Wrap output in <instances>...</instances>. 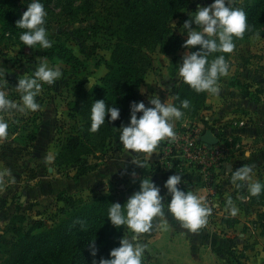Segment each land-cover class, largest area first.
Listing matches in <instances>:
<instances>
[{"label": "rangeland", "instance_id": "374dc122", "mask_svg": "<svg viewBox=\"0 0 264 264\" xmlns=\"http://www.w3.org/2000/svg\"><path fill=\"white\" fill-rule=\"evenodd\" d=\"M166 1L176 10L167 22L169 32L161 47L153 40L155 34L141 42L128 30L129 38L119 47L116 38L102 32L93 35L90 26L95 20L102 23L97 0L89 7L91 14L85 13L83 0H41L52 41L48 49L24 46L16 36L21 32L0 26V65L11 69L5 74L8 83L3 85L10 100L20 103V93L14 87L21 75L32 74L41 59L62 73L53 85L43 84L36 97L39 110L0 111V119L8 123L7 136L0 138V235L10 237L12 223L35 233L53 227L63 217L59 209L70 210L69 197L90 201L113 194L123 205L145 178L160 186L166 204L170 196L164 182L179 173L184 183L178 187L202 198L211 213L207 223L193 232L165 209L167 224L164 218L155 217L152 229L139 236V243L145 246L143 264H264L263 202L254 199L247 184L240 182L238 187L232 181L233 171L245 164L253 167V179L264 183V22L248 27L242 38H234L233 52L209 57L223 54L229 64V74L219 79V93L196 92L189 86L184 100L190 105L173 121L175 139L160 141L150 157L134 153L137 159L130 162L127 172H119L122 150L114 140L106 138L101 129L87 130L86 116L91 121L87 109L98 100L91 97L93 102L85 104L83 91L92 90L87 80L96 78L99 83L117 57L132 61L142 75L134 87L135 101L151 106L148 97L157 94L162 102L173 103V88L185 83L178 75L182 56L188 51L182 47L187 38L183 22L191 19L189 13L198 6H207L212 0H184L182 8L178 0ZM30 2L0 0V5L8 11L24 12ZM244 4L245 0H232L233 7L243 8ZM65 8L74 11L73 18L65 15ZM85 35H89L86 45L94 46L89 55L80 52L79 39ZM59 42L70 51L55 48ZM129 115L123 116L121 125L128 123ZM78 126L87 127L85 147L68 151L65 140ZM207 131L217 138L216 143L202 141ZM245 152L251 156L245 157ZM49 154L54 156L51 163L45 159ZM79 156L97 167L75 178L70 164ZM109 164L113 165L112 176L103 170ZM228 198L237 209L235 215L227 205ZM90 214L86 209L82 219ZM123 231V237L133 235L126 226Z\"/></svg>", "mask_w": 264, "mask_h": 264}, {"label": "clouds", "instance_id": "9594fccd", "mask_svg": "<svg viewBox=\"0 0 264 264\" xmlns=\"http://www.w3.org/2000/svg\"><path fill=\"white\" fill-rule=\"evenodd\" d=\"M191 14V15H190ZM44 4L41 0H31L26 10L16 21V27L23 29L19 40L24 46L32 49H48L52 41L48 38L46 28ZM190 20L183 22V29L187 34L182 47L187 49L181 59L178 75L196 92L218 94L220 91L219 79L229 74V64L223 54L209 59L214 53H231L235 49L234 38H242L248 30L247 15L242 8L232 6V0H212L207 6H198L194 12L189 13ZM173 25H175L173 23ZM195 25L196 27H192ZM176 26V25H175ZM199 46L196 51H191L194 46ZM5 69L0 65V111H37L41 105L36 97L39 95L43 84L53 85L62 73L58 67H50L48 62L41 59L31 75H21L14 87L20 93V103L9 99L3 85L7 84ZM88 81V89L98 85L97 79ZM143 94L144 89H140ZM151 106H145L143 101H132L129 104V121L119 128V141L124 149L131 153H145L149 157L155 153L160 141L165 138L175 139L173 121L183 116L182 108L187 109L190 101H181V107L161 101L157 94L148 97ZM140 114L139 116L137 114ZM109 122L120 118V109L116 105H108L105 99L95 100L90 108V131L96 132L104 125L105 117ZM115 128V127H114ZM8 123L0 119V138L6 137ZM245 157L251 153L245 152ZM51 163L54 156L45 157ZM232 181L237 186L240 182L247 184L252 196H259L264 190V184L253 179V167L243 165L232 173ZM184 183L179 173L168 176L164 182L167 195L170 199L165 204L160 186L151 178L140 181L139 189L132 193L121 205L119 202L110 203L107 218L115 227L126 226L133 235L130 238L122 237L119 246L110 250L108 258L93 260L92 264H143L145 246L139 243L140 234L148 233L153 227L155 217L164 218L167 224V214L179 221L185 228L195 232L207 223L211 209L202 203V198L192 191L183 190L178 185ZM227 205L232 215L237 212L232 206L231 198ZM95 255L94 241L92 242Z\"/></svg>", "mask_w": 264, "mask_h": 264}, {"label": "trees", "instance_id": "16d2710c", "mask_svg": "<svg viewBox=\"0 0 264 264\" xmlns=\"http://www.w3.org/2000/svg\"><path fill=\"white\" fill-rule=\"evenodd\" d=\"M93 2L94 0H83L85 13H92L89 7ZM97 2L100 10L97 15L102 17V23L95 20L96 23L91 25L90 29L93 35L102 32L110 38H116L118 42H121L116 43V47L122 45L123 39L129 38V35H126L128 30H131L130 36H134L141 42L145 41L150 34H155L153 40L161 47L169 32L167 22L174 16L176 10L166 0H97ZM177 2H179V8L185 4L184 0ZM242 9L245 13H249L246 14L249 28L264 22V0H245ZM63 12L68 18H73L74 11L71 9L65 8ZM22 13L16 10L8 11L0 5V26L11 27L13 31L14 29L18 32L24 31L16 27V21L20 19ZM81 32L86 33V29H82ZM16 36L19 39L20 35ZM85 37L89 35L80 36V52L88 51L87 55H89L94 46L86 45ZM59 43L54 47L70 51L65 45ZM198 48V45L194 46L191 51H196ZM70 56L76 59L72 52ZM62 58L65 56L63 55ZM141 77V74L138 75L136 64L128 59L123 60L117 57L113 59L98 85L91 91H83V94L87 96L85 104L93 102L91 97H98V99H105L106 104L116 105L120 109L118 120L109 122L106 116L107 122L100 127L105 132L106 138L110 137L114 140L118 149H121L123 145L119 141L117 128L123 122V116L129 113L130 102L135 101L137 94L134 87ZM188 89L189 85L186 83L173 88L172 104L181 107V101L187 95ZM87 111H90V108ZM85 119L90 125L91 121L87 119V116ZM86 128L76 127L75 131L66 138L64 148L73 152L85 147V141L88 138ZM70 166L75 169L74 177L78 178L93 170L97 164H91L87 158L79 156L71 161ZM253 197L260 199L264 205V190L259 196ZM116 199L117 197L113 194L98 195L90 201H76L69 197L70 210L60 208L59 211L63 217L58 219L53 227L38 233L33 230L24 231L12 223L9 228L11 236L0 235V258L2 255L5 256L0 264H92L93 260L108 258L110 250L118 247L120 239L124 236L123 225L115 227L107 218L110 203L119 202ZM88 208L91 214L82 219ZM93 241L95 255L92 254Z\"/></svg>", "mask_w": 264, "mask_h": 264}, {"label": "crops", "instance_id": "0c3cea01", "mask_svg": "<svg viewBox=\"0 0 264 264\" xmlns=\"http://www.w3.org/2000/svg\"><path fill=\"white\" fill-rule=\"evenodd\" d=\"M121 150H122L121 156L119 159V172L125 173L128 170V165H130V162H132L133 159H137V156H135L134 153L132 155L131 150H129V152H128V150L124 149L123 146H122ZM107 169H108V171H106ZM112 169H113V165L109 164L108 168H104L103 170H104V172L108 173V176H112V175H114Z\"/></svg>", "mask_w": 264, "mask_h": 264}, {"label": "water", "instance_id": "95a60500", "mask_svg": "<svg viewBox=\"0 0 264 264\" xmlns=\"http://www.w3.org/2000/svg\"><path fill=\"white\" fill-rule=\"evenodd\" d=\"M201 139L207 144H214L217 140V138L210 131L205 132Z\"/></svg>", "mask_w": 264, "mask_h": 264}, {"label": "built area", "instance_id": "2783aa9c", "mask_svg": "<svg viewBox=\"0 0 264 264\" xmlns=\"http://www.w3.org/2000/svg\"><path fill=\"white\" fill-rule=\"evenodd\" d=\"M224 150H222V152H223Z\"/></svg>", "mask_w": 264, "mask_h": 264}]
</instances>
